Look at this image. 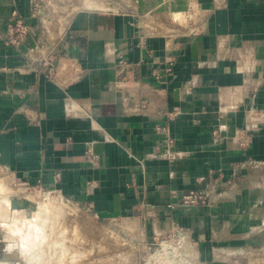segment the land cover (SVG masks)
<instances>
[{
	"label": "crops",
	"instance_id": "1",
	"mask_svg": "<svg viewBox=\"0 0 264 264\" xmlns=\"http://www.w3.org/2000/svg\"><path fill=\"white\" fill-rule=\"evenodd\" d=\"M42 1L0 0L4 175L148 244L183 227L205 264H264V0H196L190 23L168 9L190 0H86L67 18ZM14 11L33 29L20 45ZM215 179L230 181L215 201L181 203Z\"/></svg>",
	"mask_w": 264,
	"mask_h": 264
},
{
	"label": "rangeland",
	"instance_id": "2",
	"mask_svg": "<svg viewBox=\"0 0 264 264\" xmlns=\"http://www.w3.org/2000/svg\"><path fill=\"white\" fill-rule=\"evenodd\" d=\"M83 1L86 0L42 3L54 18H67L84 7ZM178 7H167L174 8L171 17L176 23L194 22L201 10L196 0H190L185 11ZM4 174L0 170V260L4 264H168L165 258L155 256L162 252L161 248L148 244L134 221L98 217L57 191L33 185L23 188ZM14 195L26 197L30 205L11 208L10 199ZM29 238L33 239V246ZM24 251L32 257L25 256Z\"/></svg>",
	"mask_w": 264,
	"mask_h": 264
},
{
	"label": "built area",
	"instance_id": "3",
	"mask_svg": "<svg viewBox=\"0 0 264 264\" xmlns=\"http://www.w3.org/2000/svg\"><path fill=\"white\" fill-rule=\"evenodd\" d=\"M33 32L32 27L25 19L14 11L7 21V29L5 34V42L8 45H20L28 35ZM53 73V71H51ZM254 168H260L264 161L253 159L251 161ZM230 184V181L221 179L213 180L209 186L204 189H190L181 197L182 204H209L222 196L224 189ZM166 235V236H165ZM151 244H158L162 252L155 253L160 259L165 258L168 264H173L175 261L180 264H205L197 255L196 242L192 236L183 227L177 226L173 231H170L162 236L155 238ZM185 244L187 246H185ZM173 245L176 247L174 248ZM180 250V251H178ZM259 255H264V246L260 249ZM156 257V258H157ZM194 259V260H192ZM164 262V260H159ZM190 261V262H189ZM193 261V262H191Z\"/></svg>",
	"mask_w": 264,
	"mask_h": 264
},
{
	"label": "bare ground",
	"instance_id": "4",
	"mask_svg": "<svg viewBox=\"0 0 264 264\" xmlns=\"http://www.w3.org/2000/svg\"><path fill=\"white\" fill-rule=\"evenodd\" d=\"M179 14H180V13H179ZM179 14H178V15H179ZM176 17H177V16H176ZM176 17H175V18H176ZM29 240H30V242H29V243H31V245H32V240H33V239L31 240V239L29 238ZM32 246H33V245H32ZM32 246H31V247H32ZM55 246H56V245H55ZM26 247L28 248V246H26ZM26 247H25V248H26ZM28 249H29V248H28ZM54 249H55V248H54ZM29 251H30V250H29ZM24 252H25V253H24V254H25V256H27V257H29V256H30L29 254H26V253H27V251H24ZM74 253H75V252H74ZM86 253H87V251H86ZM56 255H57V254H56ZM58 256H59V255H58ZM30 257H32V256H30ZM54 257H55V256H54ZM71 257H73V255H72ZM79 257H80V256H79ZM81 258H82V257H81ZM74 259H75V257H74ZM74 259H72V260H74ZM79 259H80V258H79ZM79 259H78V260H79ZM32 262H33V261H32ZM75 262H78V261L76 260ZM34 263H35V262H34ZM69 263H70V262H69ZM69 263H68V264H69ZM75 264H76V263H75Z\"/></svg>",
	"mask_w": 264,
	"mask_h": 264
}]
</instances>
